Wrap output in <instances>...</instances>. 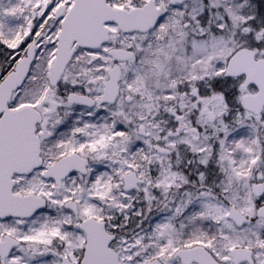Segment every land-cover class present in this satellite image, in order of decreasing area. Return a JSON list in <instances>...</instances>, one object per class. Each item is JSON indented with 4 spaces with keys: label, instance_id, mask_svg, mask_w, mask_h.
I'll use <instances>...</instances> for the list:
<instances>
[{
    "label": "snow or ice",
    "instance_id": "snow-or-ice-1",
    "mask_svg": "<svg viewBox=\"0 0 264 264\" xmlns=\"http://www.w3.org/2000/svg\"><path fill=\"white\" fill-rule=\"evenodd\" d=\"M0 264H264V0H0Z\"/></svg>",
    "mask_w": 264,
    "mask_h": 264
}]
</instances>
